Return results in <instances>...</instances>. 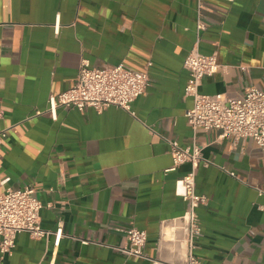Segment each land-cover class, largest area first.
<instances>
[{"label": "crops", "instance_id": "crops-1", "mask_svg": "<svg viewBox=\"0 0 264 264\" xmlns=\"http://www.w3.org/2000/svg\"><path fill=\"white\" fill-rule=\"evenodd\" d=\"M193 47L221 64L200 92L264 89V0H0V193L32 185L49 232H20L1 264H182L187 202L175 181L191 165L169 169L170 142L193 140L203 157L196 191L207 197L193 253L202 264H264V149L192 130ZM82 59L147 71L131 112L60 106L51 118L49 95L72 86ZM132 226L147 233L142 258L123 250Z\"/></svg>", "mask_w": 264, "mask_h": 264}, {"label": "built area", "instance_id": "built-area-1", "mask_svg": "<svg viewBox=\"0 0 264 264\" xmlns=\"http://www.w3.org/2000/svg\"><path fill=\"white\" fill-rule=\"evenodd\" d=\"M59 26L57 18L54 24L56 33ZM203 28L205 22L199 18L197 30ZM220 66L215 52L202 53L197 47H193L186 55L184 67L188 70L189 78L184 87V94L190 96L193 102L185 112L188 124L193 131L219 130V137L231 138L233 143L252 138L259 148L264 149V89L250 86L237 97L199 91L203 78L212 75ZM148 81V73L145 70L131 69L123 63L94 67L87 59H82L72 86L49 95L47 111L53 120L57 118V108L60 106L80 111L88 107L102 111L115 106L131 112L132 102L146 90ZM2 115L0 110V119ZM6 134L7 130L0 126V146ZM170 145L172 166L169 169H175L185 163L191 165L190 170L175 181V193L187 202L182 220L188 254L182 264H202L193 253L194 239L201 232L196 208L207 200L204 194L196 191L195 169L203 159L201 146L194 140L184 147L177 141H171ZM34 192V187L26 184L19 188L8 187L0 193V264L5 255L12 253L20 232L26 231L34 238H42L49 233L41 226L42 204ZM61 230L59 226L55 231L57 242ZM124 232L127 244L123 245V250L126 254L133 258L144 257L146 231L132 226ZM173 238H176L175 234ZM152 264H160V261L153 260Z\"/></svg>", "mask_w": 264, "mask_h": 264}]
</instances>
